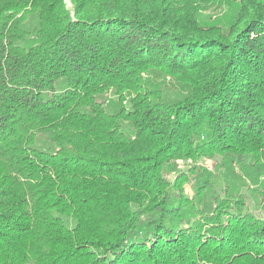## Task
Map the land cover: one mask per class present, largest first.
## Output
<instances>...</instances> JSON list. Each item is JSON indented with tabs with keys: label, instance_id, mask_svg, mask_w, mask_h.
<instances>
[{
	"label": "trees",
	"instance_id": "16d2710c",
	"mask_svg": "<svg viewBox=\"0 0 264 264\" xmlns=\"http://www.w3.org/2000/svg\"><path fill=\"white\" fill-rule=\"evenodd\" d=\"M0 264H264V0H0Z\"/></svg>",
	"mask_w": 264,
	"mask_h": 264
},
{
	"label": "rangeland",
	"instance_id": "374dc122",
	"mask_svg": "<svg viewBox=\"0 0 264 264\" xmlns=\"http://www.w3.org/2000/svg\"><path fill=\"white\" fill-rule=\"evenodd\" d=\"M210 13V12H209ZM212 14H214V13H212ZM207 16H208V14H206ZM154 81H156V79H153ZM159 81L161 80V78H159L158 79ZM162 81V80H161ZM161 83V85H162V87L164 88V89H166L170 94H175V93H177L178 92V90H177V87H175V84L172 82V80L170 79V78H166V80H165V82L164 81H162V82H160ZM204 163H207V162H204ZM211 163V165L213 164V162H210ZM209 163V164H210ZM214 163H215V161H214ZM208 163H207V165H209ZM206 165V166H207ZM181 166V165H180ZM217 169V166H211V168L208 170V168H207V170L209 171V172H212V173H215V170ZM186 191H187V193H189V194H191V185L189 186H186Z\"/></svg>",
	"mask_w": 264,
	"mask_h": 264
},
{
	"label": "built area",
	"instance_id": "2783aa9c",
	"mask_svg": "<svg viewBox=\"0 0 264 264\" xmlns=\"http://www.w3.org/2000/svg\"><path fill=\"white\" fill-rule=\"evenodd\" d=\"M210 168H211V166L209 165V166H208V169H210Z\"/></svg>",
	"mask_w": 264,
	"mask_h": 264
}]
</instances>
